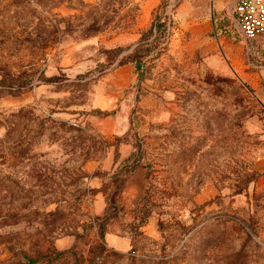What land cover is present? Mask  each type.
<instances>
[{
	"label": "rangeland",
	"instance_id": "374dc122",
	"mask_svg": "<svg viewBox=\"0 0 264 264\" xmlns=\"http://www.w3.org/2000/svg\"><path fill=\"white\" fill-rule=\"evenodd\" d=\"M233 1L0 0V264H264V37Z\"/></svg>",
	"mask_w": 264,
	"mask_h": 264
},
{
	"label": "built area",
	"instance_id": "2783aa9c",
	"mask_svg": "<svg viewBox=\"0 0 264 264\" xmlns=\"http://www.w3.org/2000/svg\"><path fill=\"white\" fill-rule=\"evenodd\" d=\"M233 17L247 41L264 37V0H235Z\"/></svg>",
	"mask_w": 264,
	"mask_h": 264
},
{
	"label": "trees",
	"instance_id": "16d2710c",
	"mask_svg": "<svg viewBox=\"0 0 264 264\" xmlns=\"http://www.w3.org/2000/svg\"><path fill=\"white\" fill-rule=\"evenodd\" d=\"M155 29V32L158 34V37H161L165 32V24L164 23H157L156 25L152 26L149 33L153 34ZM160 35V36H159ZM158 37L154 40H150V35L144 34L139 44L132 50V52L123 58V60H127L129 62H132L136 65V68L138 70H141L145 66V60L150 57L151 55L155 54V50L161 45L160 41L158 40ZM147 62V60H146ZM11 84V86L15 83H8ZM109 217H105L103 222L107 221ZM100 238L105 239V226L104 224L100 225ZM64 254V252H58L55 256H47V258H50L52 260L56 256H60ZM39 261V258L37 259H29L28 264H35Z\"/></svg>",
	"mask_w": 264,
	"mask_h": 264
},
{
	"label": "crops",
	"instance_id": "0c3cea01",
	"mask_svg": "<svg viewBox=\"0 0 264 264\" xmlns=\"http://www.w3.org/2000/svg\"><path fill=\"white\" fill-rule=\"evenodd\" d=\"M235 0L233 1V5H232V14H233V6H234Z\"/></svg>",
	"mask_w": 264,
	"mask_h": 264
}]
</instances>
